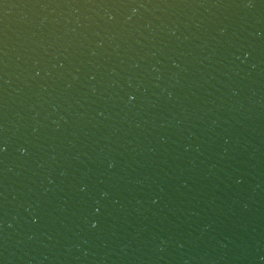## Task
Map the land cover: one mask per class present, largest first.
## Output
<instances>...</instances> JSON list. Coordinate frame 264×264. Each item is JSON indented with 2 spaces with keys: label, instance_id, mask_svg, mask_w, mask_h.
<instances>
[{
  "label": "water",
  "instance_id": "water-1",
  "mask_svg": "<svg viewBox=\"0 0 264 264\" xmlns=\"http://www.w3.org/2000/svg\"><path fill=\"white\" fill-rule=\"evenodd\" d=\"M0 264H264V0H0Z\"/></svg>",
  "mask_w": 264,
  "mask_h": 264
}]
</instances>
